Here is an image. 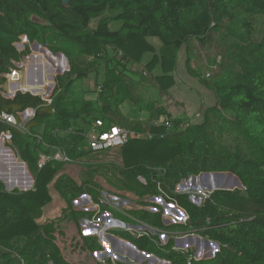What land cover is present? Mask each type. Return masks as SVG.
Segmentation results:
<instances>
[{
	"label": "trees",
	"instance_id": "1",
	"mask_svg": "<svg viewBox=\"0 0 264 264\" xmlns=\"http://www.w3.org/2000/svg\"><path fill=\"white\" fill-rule=\"evenodd\" d=\"M236 13L244 15L246 31L235 42H221L222 57L211 60L219 72L204 77L187 57L191 74L217 98L216 104L204 109L200 121L173 117L159 99L158 104L140 99L137 85L147 78L162 95L169 92L177 83L179 50L190 51L196 42L210 44L217 33L225 34ZM258 15H264V0H70L68 6L63 0H0V135L11 134L10 140L5 139L6 146L27 164L34 178L27 191L8 190L0 179V264H72L60 250L55 220H39L52 201L53 183L69 207L83 193L100 198L102 186L94 180L78 185L67 174H60L65 164L107 152L83 147L84 132L96 120L103 121L104 127L120 125L151 135L130 138L117 148L121 158L117 186L140 204H146L147 197L163 194L189 214L187 224L171 226L164 223L162 210H133L134 217L157 233L191 228L219 244L214 257L192 264H264V34L259 40L253 37ZM33 16L41 21H34ZM94 19L97 24L92 27ZM114 19L122 22L119 29L110 28ZM23 36L45 44L53 53L62 52L71 65L68 73L57 75L49 97L30 91H17L12 97L3 94L4 74L16 67L14 61L30 53L28 44L22 52L15 46ZM73 47L78 56L70 50ZM95 61L104 66V80L92 92L95 98L86 90L74 95L76 81L87 78ZM133 65L143 71L133 73ZM124 103L131 105L133 117L125 113ZM28 108L35 115L23 122L19 113ZM144 110L149 117L137 115ZM4 112L14 115L21 126L3 120ZM153 116L161 119L149 125ZM144 118L149 123L143 124ZM59 149L69 161L51 158L39 165L41 155L53 156ZM6 156L15 159L10 152ZM204 172L233 173L242 187L216 189L200 205L188 194L176 192L182 179ZM122 235L170 264H188L190 253L175 250L173 238L158 245L157 235ZM84 244L91 250L101 248L93 237H86Z\"/></svg>",
	"mask_w": 264,
	"mask_h": 264
},
{
	"label": "rangeland",
	"instance_id": "2",
	"mask_svg": "<svg viewBox=\"0 0 264 264\" xmlns=\"http://www.w3.org/2000/svg\"><path fill=\"white\" fill-rule=\"evenodd\" d=\"M243 18L244 15L242 13H236L235 18H232V20L229 21V25L225 28L226 30L224 29L225 34L223 35L225 36L217 33L215 35L216 39L208 45H203L202 43L196 42L194 46L189 47L190 51H188L185 47L180 49L177 53V83L171 90H169V92L162 95L154 86L151 78H147L143 80V82L139 81L140 83L137 85V95H139L140 99L145 103L153 102V104H158L157 101L159 99V104L165 106L173 117L190 118L194 122L200 121L202 119L204 109H206L208 106L216 104L217 98L214 91L205 87V85L200 81L199 77L191 74L188 67L186 66L187 57H190L192 60L191 66L193 68H196L200 72V74L204 75V77L210 78L214 76L217 72H219V66L215 65V63H213L211 60L215 57L217 59H220L222 57L224 48H220L221 42H227L229 44L235 42L239 35H244L246 29L245 26L242 25ZM254 21L255 29L253 37L254 39L259 40L264 34V15L256 16ZM121 23L122 22L119 19H114L110 22V28L113 30L119 29ZM96 24L97 19H94L91 22V26L95 27ZM21 41L22 39L19 42ZM19 42L15 44L17 50L19 52H22L26 47V44H28L30 53L22 56L15 61L16 69H18L19 71V79L16 78L17 76H15L16 81L10 82L11 80L9 79H11V77L9 76V73H11V71L4 74V76L7 78V82L4 84L7 91L5 96H12L14 90H11V86L14 87L17 84L18 86L15 88V90L22 91L23 88L21 87V84H29L32 85V87L36 86V88L28 89H31L33 92H41L44 97H49L54 90L55 83L57 82V77L60 75H64L71 70L70 63L69 69L63 71V68L67 66L65 59L57 58L59 57L57 53H54L55 57H57L52 59L48 52L40 48L41 45L42 47L47 48L45 44H40V42L37 41L40 45L39 47L35 48V41L29 43L25 42L24 46ZM156 42L159 41L156 40ZM70 50L73 52L74 56H78V54L75 52L74 47ZM34 54L35 58H33L32 56ZM146 58H149V54L146 55ZM49 66H51L52 68L50 69ZM58 67H62V69ZM131 68L133 70V73H135V71H143L142 67L139 65H133ZM103 72L104 66L98 64V61H95L91 65L90 71H88L87 78L83 79L80 82L76 81L77 83L75 85L74 95H78L79 93H82V91L86 90L91 99L95 98L96 94L92 92L96 90L98 82L104 80ZM144 74H146V72H144ZM123 109L129 118L133 117L134 113L129 103H124ZM27 115L30 118L32 116V113L31 116H29L30 113H27ZM137 115H141V117H149V111L144 110L143 115L141 113ZM21 117H23V115ZM156 119L157 118L154 116L151 117L149 119L150 123L148 119L144 118L141 120L143 121V124L149 123L150 125L151 123L153 124L155 122L159 123L158 120H160L161 118H159L158 120ZM149 125L143 126L145 132ZM3 142L6 146L5 139L3 140ZM83 147L86 148V143L83 144ZM11 152L12 156L15 157L18 162L22 161L19 157H17L13 150ZM83 159L84 160L82 162H70L69 164L63 165L60 169V174H67L70 178L74 179L75 183H78V185L85 180H88L89 182L94 180L98 186L99 184L100 186H102L100 190L99 200H103L102 211L112 213L113 215L114 225L112 227V232L119 233L120 235H122L120 233L121 231L130 233L139 229L141 231L148 230L151 232L152 227L146 225L144 222L134 217L131 211L142 209L146 210L147 212H154L151 209L152 207L161 209L163 211V216L164 214H166V216L163 217V221L164 218L166 219L167 217H174L172 220H170V223H168L167 226L175 225L178 222L177 219L178 217H180V213L174 212L171 207H168L163 202L154 200L150 196L144 200L147 202L146 204H140L141 201L134 197L133 194L131 195L127 191H122L121 188L117 186L116 182L118 181L119 177V171L117 168H121L119 149L103 152L92 156L89 155ZM224 178L225 179L222 181V183L219 184L214 174L212 178L204 175L203 178L200 179L195 186H188V188L186 189H182L181 186L179 187L178 183L176 186V191L178 193H186L188 195L192 193L197 195V191H199L200 189L208 190V188H215V191L216 189L221 188L224 185V182L228 179V177ZM180 183H184L183 179ZM210 183H212L213 187L209 186ZM23 184L24 186H28V184L31 185L32 179L28 177L27 183L24 182ZM50 191L53 197L52 201L44 207V214L40 218L39 222L45 223L55 220L60 234V240H58V244L64 258L72 264H104L99 263L97 261V258H95L97 251L103 249V245L101 242L98 241V243L101 245V248L96 250L86 248L85 244L80 246L77 245V247H75L74 240L77 237V233L80 231L82 217H84L78 216L75 212H85L84 210H86L88 206L82 201H77L76 203V200L81 198L84 194H81L73 199L71 206L69 207L65 199L56 190L54 183L51 185ZM198 195L200 197H203V194ZM92 197L96 199L93 195ZM92 201V203L90 202L91 206H89V209L91 207L99 208L95 205L92 206L95 200L92 199ZM176 205L179 206L178 204ZM137 226H141V228L138 229ZM127 227L132 231L127 230ZM190 230L191 228L180 227L179 231L173 230V234L166 230L164 232H159L157 236L161 238V234H167L169 238H173L175 240L174 243H176V236H180L178 234H181V236L184 237L188 235L190 236ZM73 238L74 240L72 242ZM104 243L107 244V242ZM196 248L197 244L192 243L189 250L193 251ZM209 251L215 252L216 248H209ZM114 260L116 263H121L122 261L118 260L117 258H114ZM106 261L107 262L105 264H113V262L109 259H107ZM123 263L126 262L123 261Z\"/></svg>",
	"mask_w": 264,
	"mask_h": 264
},
{
	"label": "built area",
	"instance_id": "3",
	"mask_svg": "<svg viewBox=\"0 0 264 264\" xmlns=\"http://www.w3.org/2000/svg\"><path fill=\"white\" fill-rule=\"evenodd\" d=\"M25 42L29 43V39L27 38V36H23L22 41L19 43H21V45L24 46ZM40 48L48 52L52 59L57 57V56L55 57L54 53L50 49L44 48L42 47V45ZM32 56L33 58H35V54ZM57 58L65 59L67 66L63 68V71L69 69V61L66 55L62 53V56H59ZM49 68L51 69L52 67L49 66ZM58 68L62 69V67H58ZM9 76L11 77V79H9L11 80L10 82L16 81L15 76H17L16 78L19 77L18 69H16V67L12 68L11 73H9ZM18 91H21V90H18ZM27 91H30L33 94H41V92H33L31 89H28V88L22 89V92H27ZM16 92L17 91L14 90V92L12 93V96H14ZM6 93L7 91L5 88V92H3V94L5 95ZM49 101L51 102V100ZM27 113H30L29 116H31V113H32V116L30 118H32L35 115V111L32 108H28L25 111L19 113V116L21 119H23L22 120L23 122L29 119ZM22 115L25 118L21 117ZM1 118L9 122L13 126H21V124H19V122L17 121V118L12 114H8L4 112L1 114ZM155 124H158V122H155ZM165 124L168 127H171L170 121H166ZM148 136H151V135L141 133L136 130H130L120 125H111L109 127H104V122L101 120H96L93 123V125L89 127L86 132H84L86 150H91L93 152H103V151L117 149L123 146L130 138H145ZM3 138L10 140L11 134L10 133L5 134ZM51 158L61 160V161L70 160L69 157L66 155V153L63 150L59 149L57 152H55L53 156L41 155L39 159V165L42 166ZM212 177H213V173H212ZM202 178H203V173H200L198 175H192L187 179H183L184 183H179L178 186L179 187L181 186L182 189H186L188 188V186H195L196 183ZM140 179L143 182H145V180L142 177H140ZM214 189L215 188H208V190L200 189L199 191H197V195L192 193V194H189L188 196H189V199L193 203L200 205L206 198H208L211 195ZM83 194L84 195H82L81 198L76 200V203L77 201H82L84 204L88 205L86 210H84L86 213H88V215L82 217L80 231L77 233V237L75 238V240L74 238L72 239V242L74 240L75 247H77V245L78 246L83 245L85 243L86 237H93L96 239L98 238L97 242L99 241L103 245L102 246L103 249L98 250L95 255V258H97V261L99 263L105 264L107 262L106 260L109 259L110 261L113 262V264H119V262L116 263L114 260V258H117L118 260H122L121 262L125 261L127 264H170V261L164 260L154 253H149V252L140 250L134 243L131 242V240L125 238V236L120 235L119 233L112 232V227L114 225V218H113L112 213L102 211L103 200L102 199L95 200L92 197V195L89 193H83ZM198 194H203V197H200ZM151 198L154 200H159L163 202L168 207H171L174 212L180 213V217H178L177 219L178 222L176 224H179V225L187 224V221L189 220V214L184 208L177 206L176 205L177 203L168 201L165 195L163 194L154 195V196H151ZM92 199L95 200L92 206L95 205L99 208L91 207L89 209V206H91L90 202L91 203L93 202ZM151 209L154 212L161 210V209H156L154 207H152ZM164 216H166V214H164ZM173 218L174 217H167L166 219L164 218V223L167 225L168 223H170V220H172ZM137 227L138 229L141 228V226H137ZM126 229L132 231L128 227ZM190 231H191L190 236L188 235L184 237V236H181V234H178L180 236L179 237L176 236V243L174 246L175 250H179L184 253H190L188 257V264H192L193 261H200V260L208 259V258L215 256V254L219 251V244L217 242L207 239L206 237L199 235L194 230H190ZM159 232H164V231H159ZM159 232L157 233V230L152 228L151 232L148 230L141 231L139 229V230L130 232V234L136 237H141V236L146 235V236H150L151 238L152 236L158 235ZM120 233L122 234L126 232L121 231ZM169 239H170L169 236L163 233L161 234V238L158 237V241L156 242L158 245H165ZM104 242H107V244H105ZM192 243L197 244V248L194 249L193 251L189 250V248H191ZM212 247L216 248L215 252L209 251V248L211 249Z\"/></svg>",
	"mask_w": 264,
	"mask_h": 264
},
{
	"label": "water",
	"instance_id": "4",
	"mask_svg": "<svg viewBox=\"0 0 264 264\" xmlns=\"http://www.w3.org/2000/svg\"><path fill=\"white\" fill-rule=\"evenodd\" d=\"M70 0H63V4L68 6ZM32 19L34 21L40 22L41 20L38 19L37 17L33 16ZM38 42H34L35 48L39 47ZM59 56H62V52L58 53ZM33 82V81H32ZM4 138L0 136V179L5 183L6 188L8 190H14V189H19L21 191H27L32 189L33 184H34V178L32 174L30 173L27 164L24 161H19L16 162L15 159L10 160L6 155L7 153H12V149L9 146H5L3 142ZM25 168L24 174H21V171H23ZM20 174V177H17V175ZM216 176V180L219 184L222 183V181L225 179L224 177H228V179L224 182V185L221 188L224 189H232V188H237V187H242V182L239 179L238 176H236L233 173L230 172H214L213 173ZM209 176L212 178V173H203V176ZM23 177H30L32 179V184L28 186H24L22 183ZM21 182L22 186L19 187H10L13 185L15 182ZM210 187H213L212 183L209 185ZM52 264V263H50Z\"/></svg>",
	"mask_w": 264,
	"mask_h": 264
},
{
	"label": "crops",
	"instance_id": "5",
	"mask_svg": "<svg viewBox=\"0 0 264 264\" xmlns=\"http://www.w3.org/2000/svg\"><path fill=\"white\" fill-rule=\"evenodd\" d=\"M13 90H15V88H12ZM14 152V151H13ZM10 187H18V186H14V184L13 185H11ZM138 209H140V208H138ZM146 225H148V226H150L148 223H146V222H144ZM176 225V224H175ZM138 228V227H137ZM177 231H179L178 229H177ZM132 235V234H131Z\"/></svg>",
	"mask_w": 264,
	"mask_h": 264
},
{
	"label": "clouds",
	"instance_id": "6",
	"mask_svg": "<svg viewBox=\"0 0 264 264\" xmlns=\"http://www.w3.org/2000/svg\"><path fill=\"white\" fill-rule=\"evenodd\" d=\"M200 115V114H199Z\"/></svg>",
	"mask_w": 264,
	"mask_h": 264
}]
</instances>
